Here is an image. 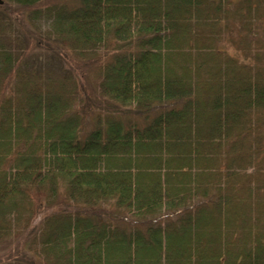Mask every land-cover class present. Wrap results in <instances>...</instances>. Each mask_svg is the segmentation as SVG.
<instances>
[{
	"label": "trees",
	"instance_id": "16d2710c",
	"mask_svg": "<svg viewBox=\"0 0 264 264\" xmlns=\"http://www.w3.org/2000/svg\"><path fill=\"white\" fill-rule=\"evenodd\" d=\"M20 11L55 44L45 66ZM0 246L264 264V0H2Z\"/></svg>",
	"mask_w": 264,
	"mask_h": 264
},
{
	"label": "rangeland",
	"instance_id": "374dc122",
	"mask_svg": "<svg viewBox=\"0 0 264 264\" xmlns=\"http://www.w3.org/2000/svg\"><path fill=\"white\" fill-rule=\"evenodd\" d=\"M13 7L16 8V6H13ZM15 16H18V17H15L16 19L14 22V24H15L14 26L18 29L19 32L24 31V33H27L29 35L30 32L32 31L35 35L38 34L39 36H42L40 38L45 37L44 33H43L44 27L38 26V25H40V19L37 20L38 25H32V22L29 19L30 15L28 13L20 11L19 15H15ZM45 22L46 21L44 19L41 20V23H45ZM43 39H42V42L40 44H35L34 40H32V41L30 40L28 42V50L26 51V54H28L27 59L29 60V62L31 61L29 59V57L32 56V58L35 61V64L38 67L45 66V63L48 59V56H51L53 53L52 48L55 47V44L51 43V47H52L51 48L49 46V43L47 42V40L46 39L43 40ZM49 42H50V40H49ZM36 45H38V46H36ZM73 62H74L73 59H70V61H67L66 59H63V58L59 60V64H61L64 67H67V68H75V65L73 64ZM81 94L84 98L85 93L83 90H82ZM87 121H88V125H89L91 119L90 120L88 119ZM4 249L5 248L3 246H0V259L1 258L4 259L5 256H7L6 255L7 250L4 251ZM12 261L17 262L16 259H12Z\"/></svg>",
	"mask_w": 264,
	"mask_h": 264
},
{
	"label": "bare ground",
	"instance_id": "6f19581e",
	"mask_svg": "<svg viewBox=\"0 0 264 264\" xmlns=\"http://www.w3.org/2000/svg\"><path fill=\"white\" fill-rule=\"evenodd\" d=\"M0 3H2V0H0Z\"/></svg>",
	"mask_w": 264,
	"mask_h": 264
}]
</instances>
